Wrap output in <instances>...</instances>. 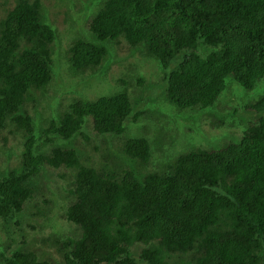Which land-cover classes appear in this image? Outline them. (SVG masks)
Segmentation results:
<instances>
[{
    "label": "trees",
    "instance_id": "obj_1",
    "mask_svg": "<svg viewBox=\"0 0 264 264\" xmlns=\"http://www.w3.org/2000/svg\"><path fill=\"white\" fill-rule=\"evenodd\" d=\"M47 21L42 0H15L0 21V130L11 122L24 136L19 166L0 177V219L15 240L3 242L2 263L264 264V118L239 142L193 145L162 171L117 173L109 151L96 166L76 144L88 122L96 134L118 135L130 115H143L127 92L74 98L37 140L24 107L53 78L57 33ZM89 30L95 40L146 45L165 69L179 56L162 84L165 99L180 109L213 106L229 75L247 89L264 78V0H107ZM94 39L72 40L76 72L96 70L107 58ZM253 108L264 111V94ZM156 144L133 137L121 154L148 167ZM54 173L68 179L60 221L72 229L50 240L60 262L25 241L31 215L53 219L54 209L31 207L41 192L51 194Z\"/></svg>",
    "mask_w": 264,
    "mask_h": 264
},
{
    "label": "rangeland",
    "instance_id": "obj_2",
    "mask_svg": "<svg viewBox=\"0 0 264 264\" xmlns=\"http://www.w3.org/2000/svg\"><path fill=\"white\" fill-rule=\"evenodd\" d=\"M107 0H42L48 23L57 33L53 44V78L43 89L29 96L24 110L33 119L34 134L37 140L43 139L41 131L48 126L49 120L59 118L74 98L95 99L101 95L127 92L136 102V109L143 115L134 120L130 115L124 122V132L118 135L101 136L96 134L90 122L76 138L78 148L84 149L85 156L93 165L99 166L104 154L109 151V169L121 173L123 170L148 172L162 171L178 155L190 151L193 145L220 149L232 142H239L250 124L264 118V111L257 112L253 105L264 94V78L259 79L252 89L242 87L232 75L227 76L225 89L214 105L208 108L180 109L165 99L162 84L164 73L177 68L175 58L167 69L147 51L146 45L131 49L126 40H95L90 33L89 23ZM15 0H0V21ZM50 21V22H49ZM74 38H88L106 47L108 56L96 70L76 72L69 59V47ZM121 40V41H120ZM41 135V137H40ZM85 136L89 142L85 143ZM145 136L157 140L153 147L150 166L144 167L135 160L121 154L123 143L133 137ZM24 136L8 122L0 130V177L16 168L21 162ZM60 143V139H56ZM120 146V150H119ZM50 145L45 147L49 150ZM57 170V173H62ZM49 183L53 185L51 194L43 192L31 210L37 208L54 209L44 221L42 214L29 217V225L45 222L43 229L27 226L26 244L38 249L40 256L61 261V251L50 244L57 232L71 229L61 214L67 204L65 190L68 179L54 173ZM38 186V184H37ZM52 201L55 206H53ZM6 229L0 219V250L4 249L7 239ZM72 230V229H71ZM22 239L23 237H19ZM15 241L8 238L5 242ZM45 252L41 254L40 251ZM0 264L2 261L0 260Z\"/></svg>",
    "mask_w": 264,
    "mask_h": 264
}]
</instances>
